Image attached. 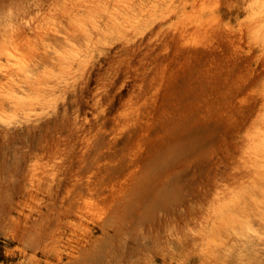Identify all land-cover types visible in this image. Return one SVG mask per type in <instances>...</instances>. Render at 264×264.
Returning a JSON list of instances; mask_svg holds the SVG:
<instances>
[{"label":"rangeland","instance_id":"1","mask_svg":"<svg viewBox=\"0 0 264 264\" xmlns=\"http://www.w3.org/2000/svg\"><path fill=\"white\" fill-rule=\"evenodd\" d=\"M0 264H264V0H0Z\"/></svg>","mask_w":264,"mask_h":264}]
</instances>
